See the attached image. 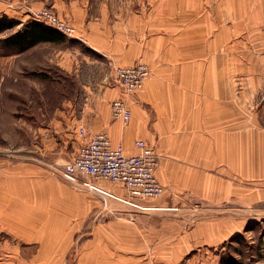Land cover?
I'll return each instance as SVG.
<instances>
[{
    "label": "crops",
    "instance_id": "1",
    "mask_svg": "<svg viewBox=\"0 0 264 264\" xmlns=\"http://www.w3.org/2000/svg\"><path fill=\"white\" fill-rule=\"evenodd\" d=\"M42 4L54 8L76 28V35L70 40H79L89 50V53L70 50L79 55L81 63L84 59L95 63L99 57L106 64L115 65L145 62L151 70L141 91L124 95L131 109L127 122L112 120L109 105L99 112L100 104L93 97L92 101L79 105L83 115L78 116L72 125L73 133L66 137L82 143L104 131L113 143L133 152L137 138L155 143L157 136L162 135L165 142L166 132L158 128L160 112L191 111V119L183 126L189 130L168 133L167 145L174 144L168 153L171 157L160 160L156 171L160 182L173 195L172 199L153 202L176 207L178 212L161 209L135 214L128 209L129 212L113 222L117 225L113 237V232L108 233L113 238L109 245L97 248L80 245L74 264H219L222 256L218 247L228 240L239 244L243 239L239 236L250 233L243 229L256 219H264V129L257 132L252 118L240 120L239 97L227 83L239 71L238 44L232 38L239 25L232 18L233 10L237 16L240 7L248 10L254 3L249 0H42ZM208 46L212 49L209 54ZM90 52H94V58ZM247 75L250 78L249 72ZM192 77L200 80L194 89L198 94L187 86ZM200 128L211 135L198 134ZM202 143L205 145L200 146ZM212 152L214 160L228 161L230 168L241 175L262 177L261 186L240 185L218 173L194 171L183 162L200 161L196 155ZM42 153L46 155V151ZM3 160H0V224L5 231L12 222L6 208L16 205L26 208L17 221H28L31 198L40 191L46 190V194L49 191L55 200H69L71 206H78L84 213L92 211L95 204L92 197L55 179L56 171H52L55 167L49 161ZM203 160H207L205 155ZM103 183L107 187L115 186ZM177 192L183 193L179 196ZM193 197L201 199L197 202L204 212H192L195 222L186 227L184 221L188 208H192ZM256 203H261V208H256ZM52 235L44 238H61L62 232ZM53 249L45 245L39 253L44 255L39 256L40 262L13 264H60L52 258L58 251ZM60 254L67 252L61 250Z\"/></svg>",
    "mask_w": 264,
    "mask_h": 264
},
{
    "label": "rangeland",
    "instance_id": "2",
    "mask_svg": "<svg viewBox=\"0 0 264 264\" xmlns=\"http://www.w3.org/2000/svg\"><path fill=\"white\" fill-rule=\"evenodd\" d=\"M249 2L254 3V6L249 5L248 10L240 7L238 17L235 16L236 10H233L235 13L232 18L236 19L239 25V29L232 32L234 43L238 44L239 71L238 76L227 79V83L229 88L234 87V93H237L239 97L240 120L254 119L255 130L261 132L264 129V0H249ZM43 7L54 11L59 18L74 28V32L62 34L45 21H40L43 25L62 34L65 40L19 46L15 43L16 35L31 22L36 21L33 19V14ZM0 17H6L15 22L13 27L0 31V160L16 162L26 159L36 163L47 160L50 162L49 165L55 167L52 170L56 171L55 179L68 183L74 190L90 195L95 202L92 211L88 214L80 211L78 206H71L69 200H55L49 191L47 194L46 190L40 191L37 194L38 197L32 196L29 208L30 218L23 222H18L17 219L26 208L17 205L8 206L6 211L12 222L7 224V231L0 224V264L40 262L39 256L44 257V255L39 253L45 245L58 250L52 255L54 261L60 264H74L76 250L80 245L96 248L109 245L116 229L117 224H113L116 217L124 216L131 209L135 211V214L161 209L178 212L175 211L176 207H166L155 203V200L172 199L173 195L168 187L160 182L156 171L160 160L171 157L168 153L174 144L167 145L168 133L172 135L175 132L189 130L183 126L191 119L189 116L191 111L170 112L173 114L172 117L167 111L160 112L157 119L161 124H158V128L166 132L165 142H162V135L157 136L155 143L137 138L133 142V152H126L121 144L113 143L104 131L93 134L82 143H77L73 137L65 135L73 133L72 125L76 123L78 116L83 115L78 108L79 105L89 99L92 101L94 97V102L100 104L99 112L100 110L103 112L109 105L112 120L127 122L131 117V109L124 95L141 91L151 72L148 64L145 62L123 65L106 64L99 57H96L95 63H89L86 59L81 63L78 61L79 55H74L72 51L81 50L89 53V50L79 40H70L71 36L76 35V28L68 19L60 16L54 8L42 4V0H0ZM207 48L209 54L212 49L209 46ZM90 54L91 58H94V52ZM136 63L146 64L149 72L141 87L128 91L116 82L115 70L118 66ZM247 72L251 74L250 78H247ZM201 81L204 82V79ZM199 82L198 78L192 77L186 85L194 91L198 88ZM194 92L198 94V90ZM212 94L207 96L211 97ZM117 99L128 110V117L125 119L111 114V104ZM151 114L155 115L156 112ZM81 132L84 133V131ZM98 133H105L112 146L120 147L123 152L131 156L139 153L136 146L137 140H143L150 146L154 153V177L164 187L159 198L139 200L137 196L129 192V186L120 180L86 173H76L74 181L66 176V165L73 161L81 147L91 142ZM198 134L211 135L210 131H204V128H200ZM203 144L205 145L202 143L200 146ZM198 145L199 143L197 147ZM42 151H46L45 156ZM200 153L195 156L200 161L193 163L180 160L186 162V166L191 165L190 168L194 171L218 173L240 185L254 183L256 187L261 186L262 177L247 178L235 169H231L228 161L223 160L221 163L214 160L213 152L203 155ZM204 155L207 160H203ZM103 182H110L115 186L107 187ZM87 183L101 186L109 190L111 195L103 198L100 192L87 190ZM179 193L183 192H177L180 196ZM191 199L192 208H188L184 221L186 227L192 226L195 222L192 212L199 214L204 212V208L198 206L201 199L199 197ZM132 202L139 204L145 210L134 208ZM75 204L77 205L76 201ZM113 205L120 208L114 209ZM195 208L197 210H194ZM256 208H261V203H256ZM58 231L62 232L61 238H44L52 237V233ZM110 231L113 233L111 237H108ZM244 231L250 232L247 235L249 239H246V235H240L239 237L243 239L239 244L228 240L218 247L217 251L220 257L222 256L219 264H262L264 262V219L262 221L256 219L255 222L248 224ZM21 234H26V237H19ZM252 239L254 243L248 242ZM7 245H9L8 248L12 246L18 248L5 249ZM61 250L64 253L67 252V255L60 254Z\"/></svg>",
    "mask_w": 264,
    "mask_h": 264
},
{
    "label": "built area",
    "instance_id": "3",
    "mask_svg": "<svg viewBox=\"0 0 264 264\" xmlns=\"http://www.w3.org/2000/svg\"><path fill=\"white\" fill-rule=\"evenodd\" d=\"M33 19L45 21L62 34H72L74 28L57 16L50 8L43 7L33 14ZM149 72L144 63L127 66H118L115 70V80L126 90L132 91L141 87ZM111 114L114 117H128V110L120 100L111 104ZM139 149L137 155L131 156L122 151L120 147L111 145L105 133L96 134L91 142L81 147L76 158L66 165V176L76 180V173H86L97 177L120 180L127 184L128 190L139 200L159 198L164 187L154 177V153L143 140H137ZM87 190L98 191L106 198L110 196L109 190L87 183ZM139 210H145L139 204L132 202Z\"/></svg>",
    "mask_w": 264,
    "mask_h": 264
},
{
    "label": "trees",
    "instance_id": "4",
    "mask_svg": "<svg viewBox=\"0 0 264 264\" xmlns=\"http://www.w3.org/2000/svg\"><path fill=\"white\" fill-rule=\"evenodd\" d=\"M14 24L15 22L13 20L0 17V31L13 27ZM63 39L62 34L55 32L52 28L38 21H33L16 35L15 43L19 44V46H30L39 42H59Z\"/></svg>",
    "mask_w": 264,
    "mask_h": 264
}]
</instances>
